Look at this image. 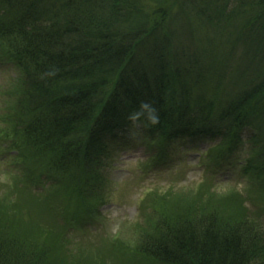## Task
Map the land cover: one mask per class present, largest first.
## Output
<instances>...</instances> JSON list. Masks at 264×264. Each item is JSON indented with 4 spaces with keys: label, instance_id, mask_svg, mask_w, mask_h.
<instances>
[{
    "label": "trees",
    "instance_id": "16d2710c",
    "mask_svg": "<svg viewBox=\"0 0 264 264\" xmlns=\"http://www.w3.org/2000/svg\"><path fill=\"white\" fill-rule=\"evenodd\" d=\"M152 2L0 0V48L21 84L8 117L41 158L43 179L96 197L87 191L101 185L107 167L104 138L131 121L144 130L154 167L165 165L181 138L235 146L243 132L264 159V0ZM220 69L234 72L231 93L220 90ZM213 80L218 95L198 90ZM170 215L137 229L143 259L264 264V237L246 222L214 209ZM8 242L0 237V264H47L40 252L30 263L33 252Z\"/></svg>",
    "mask_w": 264,
    "mask_h": 264
},
{
    "label": "rangeland",
    "instance_id": "374dc122",
    "mask_svg": "<svg viewBox=\"0 0 264 264\" xmlns=\"http://www.w3.org/2000/svg\"><path fill=\"white\" fill-rule=\"evenodd\" d=\"M157 1L152 7L161 4ZM217 74L222 87L226 85L220 90L231 93L227 80L234 72L220 69ZM19 75L0 48V237L33 252L30 263L40 252L47 264H158L143 259V235L137 229L146 232L154 228V220L180 208L214 209L223 219L246 222L264 237V159L254 151L248 133L235 146L181 138L165 165L154 167L145 153L144 130L131 121L104 138L107 167L103 163L99 171L101 185L93 183L87 191L97 196L86 198L68 182L43 179L41 158L27 147L24 136H15L7 105L21 87ZM206 84L198 90L219 94L216 81ZM247 159L251 168L244 175Z\"/></svg>",
    "mask_w": 264,
    "mask_h": 264
}]
</instances>
